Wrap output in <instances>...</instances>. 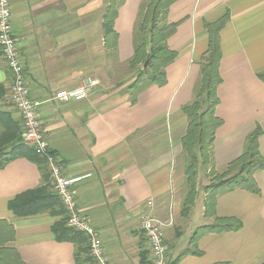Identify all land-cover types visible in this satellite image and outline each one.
<instances>
[{
    "label": "crops",
    "instance_id": "0c3cea01",
    "mask_svg": "<svg viewBox=\"0 0 264 264\" xmlns=\"http://www.w3.org/2000/svg\"><path fill=\"white\" fill-rule=\"evenodd\" d=\"M147 1L120 0L113 54L102 35L108 0H9L11 30L19 39L29 97L40 103L45 139L62 174L80 179L72 186L77 209L97 231L111 264H152L140 229L149 200L153 214L174 220L165 235L168 264H264V170L253 174L257 194L234 189L216 197L215 216L236 220L240 228L206 233L195 243L193 233L215 218L204 215L203 202L183 211L178 195L180 140L187 126L181 108L194 100L198 63L207 49L205 24L224 14L215 108L222 124L214 134L211 165L216 173L225 169L256 127L264 159V82L258 77L264 73V0H175L165 15V24L176 25L167 47L177 53L165 69L166 83L131 91L126 87L136 69L129 61ZM112 55L124 69L114 82ZM87 77L96 85L85 100H53ZM11 82L0 57V111L20 124L10 103ZM41 167L23 156L0 169V248L13 249L25 264H75L73 243L56 240L52 231L62 219L52 213L58 207L26 216L8 207L16 196L45 186ZM46 193L53 194L51 185Z\"/></svg>",
    "mask_w": 264,
    "mask_h": 264
},
{
    "label": "trees",
    "instance_id": "16d2710c",
    "mask_svg": "<svg viewBox=\"0 0 264 264\" xmlns=\"http://www.w3.org/2000/svg\"><path fill=\"white\" fill-rule=\"evenodd\" d=\"M175 0H148L143 6L136 29V46L133 56L129 61V67L136 69L135 80L131 82L127 90H139L143 85L154 84L163 86L166 83L165 69L175 58L177 53L167 47V39L174 33L175 24H165L167 8ZM120 0H108V5L102 17V35L104 47L115 54L118 35L114 30V21L117 18ZM228 15L224 14L217 20L205 24L208 34L207 49L199 60V81L195 88L194 100L191 104L183 106L181 112L187 118L185 134L180 140L182 152L189 159V165L184 168L185 174L190 176V191L195 186V167L201 159L203 165L208 166L212 161V145L215 131L221 126L222 121L215 116V108L219 103L216 89L221 83L219 76V63L221 60L219 34ZM138 33L140 36H138ZM147 62L144 69L143 65ZM141 66V67H140ZM264 82V73L258 75ZM5 91L0 85V99ZM0 124L3 131L0 134V169L16 158L26 156L38 165L43 164L41 172L45 186L27 191L16 196L8 204V207L17 216H26L43 210L44 208L58 207L53 214L64 216L56 222L52 231L58 241L73 243L75 251L73 255L75 264H94L89 256V249L85 237L66 226L65 211L54 194L46 193L50 187L49 174L46 165L34 151L26 146L22 140V128L18 121L11 119L8 113L0 111ZM261 130L256 127L246 138L242 153L225 167V173L205 189L204 215L214 217L210 225L199 227L190 238V243L206 233H222L236 231L240 228L238 221L233 219L218 218L215 216L216 197L218 194L234 189L245 190L257 194L259 189L253 179L256 171L264 170V159L259 152V137ZM239 168L237 174L226 177L230 170ZM215 176L214 170L209 171ZM208 173V174H209ZM188 196V195H187ZM193 197L189 194L188 203H192ZM45 203L46 206H45ZM189 205H185L186 211ZM82 255L83 257H80ZM0 264H25L13 249L0 248Z\"/></svg>",
    "mask_w": 264,
    "mask_h": 264
},
{
    "label": "built area",
    "instance_id": "2783aa9c",
    "mask_svg": "<svg viewBox=\"0 0 264 264\" xmlns=\"http://www.w3.org/2000/svg\"><path fill=\"white\" fill-rule=\"evenodd\" d=\"M19 39L11 30V13L9 0H0V57L6 64L12 82L10 86V103L17 111L22 128V140L26 146L44 161L49 174L53 194L65 211L66 226L81 233L88 246L89 256L94 264H111L104 253L101 240L88 219L81 215L73 196L72 186L79 178H67L62 174L54 153L50 150L37 109L40 103L29 97L24 76V64L19 53ZM96 82L87 77L78 86L57 92L53 100L68 103L85 100L95 87ZM148 210L142 215L140 229L150 252L152 264H168V246L165 235L174 224L172 216L161 219L151 212L153 202L146 203Z\"/></svg>",
    "mask_w": 264,
    "mask_h": 264
},
{
    "label": "rangeland",
    "instance_id": "374dc122",
    "mask_svg": "<svg viewBox=\"0 0 264 264\" xmlns=\"http://www.w3.org/2000/svg\"><path fill=\"white\" fill-rule=\"evenodd\" d=\"M138 36L139 33H138ZM112 65H111V73H112V82H114L117 77H118V74L119 73H122L124 72V69H121L120 67H118L115 63V59L113 58V55H112ZM141 67V66H140ZM108 71V68H106V73ZM11 75V74H10ZM184 117L186 118V116L184 115ZM186 121L187 118H186ZM187 127V126H186ZM186 131V130H185ZM212 161L210 162V164L208 166L205 167V165H203L201 163V159L198 161L196 167H195V171H196V174H195V186L192 187V192L189 193L190 191V185H189V179H190V176L185 174L184 172V168L189 165V159L186 157V155L183 153V162H182V170H183V175H182V180H181V185H180V190L178 191V195L180 196L181 198V201H183V204L184 205H194L195 202L197 203H200V202H203L204 203V200L206 198V194H205V189H202L206 186H208L209 184H211L213 181H215L221 174H224L225 173V169L221 170V171H218L217 174L215 176H211L209 171L210 170H213L212 168V165H211ZM239 171V168H236L235 170H230V172H228V174H226V177H231L235 174H237ZM209 173V174H208ZM239 174V173H238ZM189 194L193 197V201L192 203H188V197H189ZM188 195V196H187ZM64 216H62L63 218ZM184 242L182 241V244ZM80 257H83L82 255H80Z\"/></svg>",
    "mask_w": 264,
    "mask_h": 264
},
{
    "label": "water",
    "instance_id": "95a60500",
    "mask_svg": "<svg viewBox=\"0 0 264 264\" xmlns=\"http://www.w3.org/2000/svg\"><path fill=\"white\" fill-rule=\"evenodd\" d=\"M146 66H147V62L143 65V68L145 69L146 68Z\"/></svg>",
    "mask_w": 264,
    "mask_h": 264
}]
</instances>
